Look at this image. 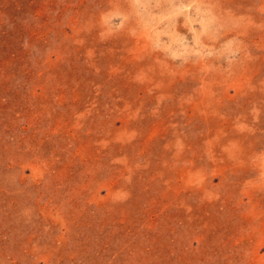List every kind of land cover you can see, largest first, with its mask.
<instances>
[{
    "label": "rangeland",
    "instance_id": "obj_1",
    "mask_svg": "<svg viewBox=\"0 0 264 264\" xmlns=\"http://www.w3.org/2000/svg\"><path fill=\"white\" fill-rule=\"evenodd\" d=\"M0 264H264V0H0Z\"/></svg>",
    "mask_w": 264,
    "mask_h": 264
}]
</instances>
